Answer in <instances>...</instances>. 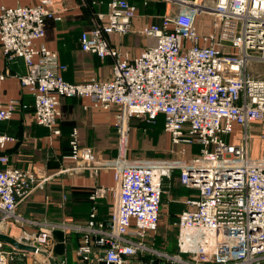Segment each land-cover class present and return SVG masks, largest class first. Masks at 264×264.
I'll use <instances>...</instances> for the list:
<instances>
[{
	"label": "built area",
	"instance_id": "obj_1",
	"mask_svg": "<svg viewBox=\"0 0 264 264\" xmlns=\"http://www.w3.org/2000/svg\"><path fill=\"white\" fill-rule=\"evenodd\" d=\"M202 9H179L135 28L136 6L108 0L107 11L80 33L79 45L100 59L111 58V75L72 83L61 76L64 66L56 53L36 45L46 21L61 19L52 1L0 6V55L23 60L26 72L19 80L32 96L34 122L55 138L60 134L61 99L87 97L94 106L112 109L122 153L121 163L98 161L90 148L80 145L73 129L66 156L73 162L70 168L94 175L111 168L115 188L95 187L89 198L95 202L115 189L113 209L106 220H97L92 206L82 221L46 223L37 232H24L19 242L55 258L54 231L73 232L79 264H134L147 256L139 264L264 263V156L252 157L247 147L249 126L264 123V75L251 71L264 65V0H216L213 30L204 34L196 26ZM133 31L154 42L131 58L108 35ZM3 79L0 73V86ZM18 107L27 105L0 99V122L11 119ZM160 115L179 158L124 160L130 119L155 124ZM236 124L244 129L239 143L225 139ZM13 140L0 133V148ZM192 146L198 147L196 153L184 159ZM0 166V223L21 222L17 204L40 177L33 169L11 165L6 154H0ZM175 173L190 192L180 200L183 208L174 223L178 252L170 254L147 242L158 228L162 196ZM55 262L68 264L65 257ZM0 264L49 263L46 256L0 240Z\"/></svg>",
	"mask_w": 264,
	"mask_h": 264
},
{
	"label": "crops",
	"instance_id": "obj_2",
	"mask_svg": "<svg viewBox=\"0 0 264 264\" xmlns=\"http://www.w3.org/2000/svg\"><path fill=\"white\" fill-rule=\"evenodd\" d=\"M40 1L0 0V6H25ZM51 1L53 8L61 15V19L46 21L44 37L37 40L36 45L43 44L56 53L59 63L64 66L60 74L68 82H83L91 77L98 80L108 79L112 70L111 58L100 59L91 52L82 51L79 45L80 33L93 25V20L98 18V14L107 11L108 0ZM128 1L136 6V17L133 20L135 28L143 24L157 23L161 16L173 15L179 9L201 6L204 9L196 18L197 29L202 34L213 30L215 13L212 9L216 0H186L184 5L176 0ZM108 40L131 58L154 42L153 38L145 37L135 31L126 35L113 33L108 35ZM263 70L264 65H261L253 66L251 71L264 75ZM25 72L26 67L21 58L8 59L0 55V73L4 74L0 86V99L4 103L18 100L21 104L27 105V107H18L11 119L0 122V133L14 137L5 148H0V154H6L9 163L13 166L33 169L40 179L33 191L17 204L16 213L23 220L0 223V232L17 239L24 232L30 234L37 232L46 223L82 221L87 218L92 206H96V219L106 220L113 209L115 189L113 192L110 189L95 202L89 196L93 188L98 186L115 188L113 170L101 168L95 175L88 171L72 170L70 166L73 162L66 156L70 153V134L76 129L80 145L90 148L96 154L98 161L121 163L122 153L120 156V149L117 148L120 142L114 129L112 109L94 106L92 100L87 97H64L61 99V115L58 120L60 134L50 138L49 130L37 125L33 120L32 96L23 90L19 80V76ZM142 120L143 122L132 118L129 121L131 128L136 129V134L130 138V143L126 136L124 160H131L126 145L139 146L144 135H147L150 143H153L152 149H157L160 145H171L169 134L163 131L162 115L158 116L155 124H148L144 119ZM142 124H145V127L141 128ZM146 130L148 131L145 132ZM247 130L249 154L252 157L264 156V123H252ZM243 131L244 129L236 124L233 132L225 135V139L239 143ZM197 149V146L187 148L184 159L196 153ZM154 153L151 151L150 154L157 155ZM166 186L169 187L162 199V216L160 215L156 232L149 234L147 244L157 251L175 254L178 250L177 228L174 223L183 208L180 200L189 194V190L179 184L177 173L173 174ZM52 237L55 258L65 257L68 264H79L74 255L77 235L59 229L54 231ZM4 244L7 247L13 246L5 241ZM147 257H138L134 260V264H139V260L144 262ZM182 257L190 259L188 254H183Z\"/></svg>",
	"mask_w": 264,
	"mask_h": 264
},
{
	"label": "rangeland",
	"instance_id": "obj_3",
	"mask_svg": "<svg viewBox=\"0 0 264 264\" xmlns=\"http://www.w3.org/2000/svg\"><path fill=\"white\" fill-rule=\"evenodd\" d=\"M135 120H137V121L140 120L141 122H143L142 119H136L135 118ZM141 122H139V124ZM142 127H145V124L144 125L142 124L141 128ZM137 129H138V126H137ZM147 131L148 130H146L145 132H147ZM135 134H136V129L131 128V126L129 125L128 130H127V141L129 139V143H130V138ZM146 136L147 135L142 136L141 141H140L141 144L139 146H136L135 144L134 145H132V144L126 145L128 156L130 157L131 160H147V159L151 158L148 161H154V160H168V159L179 158V155H178V152L176 151L175 146H173L172 144L169 146H161L160 145V146H157V149H152L153 143H150L149 139ZM117 148L120 149V151H121V145H118ZM151 151L153 153L154 152L157 153V155H151L150 154ZM174 183H173V186H174ZM166 185H168V184H166ZM168 187L169 186H166V189ZM162 213H163V211H162ZM160 225H163V224H160ZM169 228H171V227L169 226ZM262 264H264V263H262Z\"/></svg>",
	"mask_w": 264,
	"mask_h": 264
},
{
	"label": "water",
	"instance_id": "obj_4",
	"mask_svg": "<svg viewBox=\"0 0 264 264\" xmlns=\"http://www.w3.org/2000/svg\"><path fill=\"white\" fill-rule=\"evenodd\" d=\"M0 240L8 242L19 249L31 251L41 256H46L49 264H56L55 258L50 254L48 255V253L43 249H39L36 248L35 246L27 245L24 242H19L16 238L10 237L7 234H4L3 232H0Z\"/></svg>",
	"mask_w": 264,
	"mask_h": 264
},
{
	"label": "trees",
	"instance_id": "obj_5",
	"mask_svg": "<svg viewBox=\"0 0 264 264\" xmlns=\"http://www.w3.org/2000/svg\"><path fill=\"white\" fill-rule=\"evenodd\" d=\"M172 191V190H171ZM190 192V191H189ZM165 195V194H164ZM164 195L162 196V199H163V197H164Z\"/></svg>",
	"mask_w": 264,
	"mask_h": 264
}]
</instances>
